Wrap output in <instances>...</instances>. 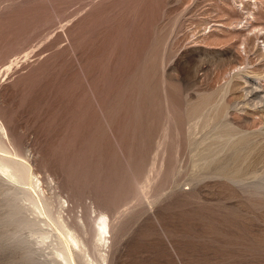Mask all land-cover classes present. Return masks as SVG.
Returning <instances> with one entry per match:
<instances>
[{"label":"rangeland","instance_id":"rangeland-1","mask_svg":"<svg viewBox=\"0 0 264 264\" xmlns=\"http://www.w3.org/2000/svg\"><path fill=\"white\" fill-rule=\"evenodd\" d=\"M262 27L264 0H0L27 191L88 242L107 214L109 264H264ZM21 187L0 174V264H50L60 229Z\"/></svg>","mask_w":264,"mask_h":264},{"label":"bare ground","instance_id":"bare-ground-1","mask_svg":"<svg viewBox=\"0 0 264 264\" xmlns=\"http://www.w3.org/2000/svg\"><path fill=\"white\" fill-rule=\"evenodd\" d=\"M255 28H257V26H255ZM262 29L264 28L262 27L261 30ZM5 135L6 134L4 128L0 123V174L3 175L8 181L22 185L20 190L15 191L16 193L14 195L16 196V194L22 192L25 195L24 198L29 200L31 205L35 209L38 210L40 209V211L44 212L43 214H46L47 217L50 216L51 218H53L51 219L49 217V219L55 222V225L58 226L60 229V233L59 232L58 233L61 234L60 237L62 238L60 237L58 238L59 239L57 241L58 244L56 243L58 245L56 248L57 251L55 257L52 259L50 264H109L107 255L101 253L102 251L101 247L108 244V240H109L108 234H110V224L107 214L100 212L101 216L95 225L94 237L89 242L85 238L80 237V235L73 228L65 225L64 221L62 222L58 218L52 217L53 214L52 203L47 200L45 201L43 199H42L43 202L42 201L40 202V200H38L39 198L38 199L35 198L27 191L28 186L35 188L37 187L38 184H36V182L33 181V177L29 166L23 160L12 157L11 155L12 152L10 151L7 141L4 138ZM208 150L211 152L212 148L211 150L210 149ZM206 153H208V151H206ZM40 203L42 204L40 205ZM14 213L16 216L19 217V219L17 220L18 222H20L21 227L23 229L28 228L30 231H37L38 229L37 226L39 225H37V223L33 221L22 219L24 217L22 215V210L20 208L16 209ZM44 236L46 235H43L42 237ZM91 246L94 248L95 251L98 252V258H96L95 261L90 257L89 247Z\"/></svg>","mask_w":264,"mask_h":264}]
</instances>
